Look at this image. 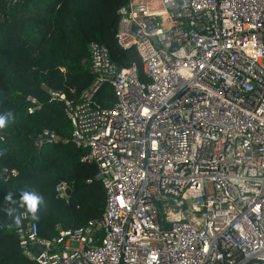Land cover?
Listing matches in <instances>:
<instances>
[{
	"label": "built area",
	"instance_id": "built-area-1",
	"mask_svg": "<svg viewBox=\"0 0 264 264\" xmlns=\"http://www.w3.org/2000/svg\"><path fill=\"white\" fill-rule=\"evenodd\" d=\"M117 17L116 43L135 49L144 78L91 41L94 81L81 99L47 89L87 150L81 160L96 166L104 210L44 239L19 204L23 254L37 264H264V0H127ZM104 84L107 108L94 99ZM56 141L52 129L37 137ZM68 190L59 181L55 198Z\"/></svg>",
	"mask_w": 264,
	"mask_h": 264
},
{
	"label": "trees",
	"instance_id": "trees-1",
	"mask_svg": "<svg viewBox=\"0 0 264 264\" xmlns=\"http://www.w3.org/2000/svg\"><path fill=\"white\" fill-rule=\"evenodd\" d=\"M126 1L0 0V114L13 115L0 129V264H37L23 254L18 226L5 212L15 208L13 216L20 214L21 191L43 197L35 221L44 239L55 236L58 227L81 226L104 210L105 190L95 179L96 166L81 160L87 150L71 142L72 125L63 103L50 101L47 89L64 93L72 102L81 99L94 81L91 41L105 45L117 65L135 63L144 78L135 49H123L115 40L117 10ZM94 99L110 107L111 87L104 84ZM30 106H36L31 113ZM44 129L54 130L58 141L38 146ZM59 181L70 188L67 199L55 198ZM7 193L17 203L6 201Z\"/></svg>",
	"mask_w": 264,
	"mask_h": 264
},
{
	"label": "clouds",
	"instance_id": "clouds-1",
	"mask_svg": "<svg viewBox=\"0 0 264 264\" xmlns=\"http://www.w3.org/2000/svg\"><path fill=\"white\" fill-rule=\"evenodd\" d=\"M12 119H13V115L11 112L0 114V129L4 128L6 124L12 121ZM4 199L12 204L17 203L15 200H13L11 193H7ZM19 203L22 207L25 208L26 213L31 215V218L33 220L38 219L36 212H37L38 206L43 203L42 196L37 195L35 192L21 191ZM5 212L8 216L13 217V223L15 225L17 226L20 225L21 219L22 217H24V214L13 216V213L16 212L15 208H8L5 210Z\"/></svg>",
	"mask_w": 264,
	"mask_h": 264
},
{
	"label": "water",
	"instance_id": "water-1",
	"mask_svg": "<svg viewBox=\"0 0 264 264\" xmlns=\"http://www.w3.org/2000/svg\"><path fill=\"white\" fill-rule=\"evenodd\" d=\"M120 69H121V66H118V70H120ZM69 193H70V190L67 191V195H69ZM32 247H33V245L30 246V248H32ZM42 249H43L42 246H37V249L33 251V254L35 256H37L39 251H41Z\"/></svg>",
	"mask_w": 264,
	"mask_h": 264
},
{
	"label": "rangeland",
	"instance_id": "rangeland-1",
	"mask_svg": "<svg viewBox=\"0 0 264 264\" xmlns=\"http://www.w3.org/2000/svg\"><path fill=\"white\" fill-rule=\"evenodd\" d=\"M70 246H71L72 248L76 247V246H77V242H73V241H72V242L70 243Z\"/></svg>",
	"mask_w": 264,
	"mask_h": 264
}]
</instances>
